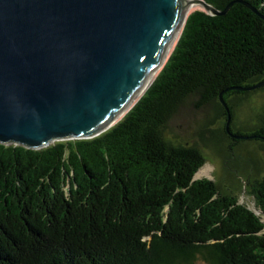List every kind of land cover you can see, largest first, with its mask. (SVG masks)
<instances>
[{"label":"trees","instance_id":"16d2710c","mask_svg":"<svg viewBox=\"0 0 264 264\" xmlns=\"http://www.w3.org/2000/svg\"><path fill=\"white\" fill-rule=\"evenodd\" d=\"M205 1L219 11L234 2L188 15L158 75L112 127L38 149L0 142V264H264L260 159L249 158L251 209L214 179H195L203 150L167 136L192 103L215 107L228 151L264 141V119L233 127V98L264 88L238 89L264 80V0Z\"/></svg>","mask_w":264,"mask_h":264},{"label":"water","instance_id":"95a60500","mask_svg":"<svg viewBox=\"0 0 264 264\" xmlns=\"http://www.w3.org/2000/svg\"><path fill=\"white\" fill-rule=\"evenodd\" d=\"M233 2L219 11L200 0L212 14ZM192 4L0 0V142L38 149L112 127L168 53ZM220 100L227 107L223 92Z\"/></svg>","mask_w":264,"mask_h":264},{"label":"rangeland","instance_id":"374dc122","mask_svg":"<svg viewBox=\"0 0 264 264\" xmlns=\"http://www.w3.org/2000/svg\"><path fill=\"white\" fill-rule=\"evenodd\" d=\"M233 99L236 101L233 117L235 129L250 131L264 119V88ZM222 126L223 119L217 116L213 105L197 109L191 103L171 120L167 136L175 142L197 145L203 150L207 160L195 179H214L223 191L237 193L240 203L255 209V199L246 192L245 186L254 175L250 155L258 157L264 168V141L243 140L228 151L227 142L219 140Z\"/></svg>","mask_w":264,"mask_h":264},{"label":"bare ground","instance_id":"6f19581e","mask_svg":"<svg viewBox=\"0 0 264 264\" xmlns=\"http://www.w3.org/2000/svg\"><path fill=\"white\" fill-rule=\"evenodd\" d=\"M203 5L200 3V0H193V4L187 9L186 14L184 15V22L182 23V25L180 26L178 32L176 33V36L174 38V41L172 43V46L170 47L168 53L166 54V56L163 58V60L161 61V63H159V65L157 66V68L153 71V73L151 74V76L149 77V79L147 80V82L142 86V88L137 92L136 96L134 97V99L130 102V104L123 110V112L116 118V121L114 122L117 123L128 111L129 109L139 100V98L145 93V91L147 90V88L150 86V84L153 82V80L155 79V77L158 75L159 71L162 69L163 65L166 63L169 55L171 54V52L173 51L178 38L182 32L184 23L188 17V15L196 10L201 8Z\"/></svg>","mask_w":264,"mask_h":264}]
</instances>
